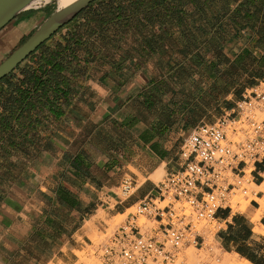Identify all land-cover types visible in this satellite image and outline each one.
Listing matches in <instances>:
<instances>
[{
	"label": "crops",
	"instance_id": "crops-1",
	"mask_svg": "<svg viewBox=\"0 0 264 264\" xmlns=\"http://www.w3.org/2000/svg\"><path fill=\"white\" fill-rule=\"evenodd\" d=\"M98 1L0 80V264H51L64 247L76 249L75 235L101 211L125 214L156 195L161 181L151 176L179 168L189 133L235 118L237 104L264 84L260 0H108L96 8ZM41 7L23 9L0 30V63L52 13ZM226 50L233 56L219 55ZM154 58L174 68L177 87L171 79L139 84ZM222 63L238 70L220 91ZM203 67L211 68L205 86ZM177 68L192 72L178 81ZM220 99L224 112L212 122ZM247 168L261 186L264 158ZM127 178L136 188L129 197L120 188ZM251 194L264 226V202L256 200L264 190ZM225 204L212 220L218 247L242 264H264L254 211Z\"/></svg>",
	"mask_w": 264,
	"mask_h": 264
},
{
	"label": "built area",
	"instance_id": "built-area-1",
	"mask_svg": "<svg viewBox=\"0 0 264 264\" xmlns=\"http://www.w3.org/2000/svg\"><path fill=\"white\" fill-rule=\"evenodd\" d=\"M237 107L235 118L221 116L189 133L179 168L164 177L156 195L132 206L136 211L99 244L101 264H173L184 244L205 247L200 223L212 222L233 192L248 194L252 179L244 168L264 158V91L246 96ZM120 188L126 197L136 189L129 178ZM219 261L214 257L211 264Z\"/></svg>",
	"mask_w": 264,
	"mask_h": 264
},
{
	"label": "rangeland",
	"instance_id": "rangeland-1",
	"mask_svg": "<svg viewBox=\"0 0 264 264\" xmlns=\"http://www.w3.org/2000/svg\"><path fill=\"white\" fill-rule=\"evenodd\" d=\"M108 0H100L96 4V8L98 6H102L104 3H106ZM93 2V1H92ZM42 9H45L47 11V15L51 12H53L57 6H56V1L52 0L50 2H43L40 4ZM152 6L151 8H153ZM89 11H87V15H89ZM225 40H228L226 38ZM231 41V40H230ZM233 45V44H231ZM262 52L258 51L257 54H261ZM219 55L221 56H230L232 57L233 55L231 54L230 50L222 51L219 52ZM223 59V58H222ZM225 60V59H223ZM153 65L151 64L150 68H146V70L143 72L142 75V81H139V84H150L153 82L152 80H156L157 84H163L166 82V80L171 79L173 76V67H169L165 65L166 61L165 59L162 61L160 59L154 58L152 60ZM224 68V76L220 79V91L225 88L226 81L228 78L226 77L227 73L233 72L238 70V68L233 67H226V63H222V66L220 70ZM188 72H185L184 68H177L178 71V81L184 80V78H187L186 75H190L189 71L192 68H187ZM196 69V68H194ZM211 70L210 67H203L199 70L198 80L200 83H203V86H205V81L206 85H208L209 80H208V75ZM228 70V71H227ZM238 76V74L236 73ZM151 79V81H149ZM140 80V78H139ZM238 80H241L240 84L244 81L241 77H239ZM171 82H174L173 80L170 81V83H166L168 86L170 85L171 88L173 86H178L176 83L173 84ZM199 85V84H198ZM193 89L194 86H193ZM192 90V89H191ZM258 91H264V84L258 89ZM240 99V98H239ZM239 99L232 97L231 101H238ZM226 100L220 99V113L217 116L213 117V121H215L219 116H221L224 112V102ZM209 123V122H208ZM164 179L163 176H161L159 179H156V181H162ZM260 189H263V187H257L254 185V183H251L249 185V192L247 195L242 194L240 191H235L231 194L229 203L233 207L234 211H242L241 206H244L248 203L251 204V200L254 198V196L251 194L252 191H258ZM120 192V190H119ZM47 206L51 207V205L46 204ZM237 205V206H236ZM239 205V206H238ZM240 208V209H239ZM52 210V209H51ZM53 211V210H52ZM50 212L53 214H57L58 212L53 211ZM136 208L132 207L127 210L125 214H117L115 216H109L105 212L101 211L99 213L94 221L92 228L86 232L83 229H81L77 234L75 235V240L76 243H78V246L76 247L75 250H68L66 247H64L58 254V257L54 259V261L51 264H101L99 259H98V254H97V249L99 247V244L102 243L108 236H110L114 230L118 227V225L126 219L127 215L130 212H135ZM247 211V210H246ZM45 211H42V214L45 215ZM259 213V212H258ZM63 217L66 218L65 213H62ZM141 220L143 221L144 218L141 217ZM199 227L202 229V233L206 237V243L204 248H200L198 246H195L194 244L191 243H186L182 248L178 251L176 260L173 264H211L214 257H218L220 261L218 264H242V261L238 259L237 256L234 254H228L224 252L222 249H220L216 243V241L213 239V232L217 228V224L215 222H201ZM264 232V230H263ZM44 247L50 249L52 246H47V244L44 245ZM61 247V246H60ZM64 255V256H62ZM95 256V257H94ZM237 258V259H236ZM229 261V262H228Z\"/></svg>",
	"mask_w": 264,
	"mask_h": 264
},
{
	"label": "water",
	"instance_id": "water-1",
	"mask_svg": "<svg viewBox=\"0 0 264 264\" xmlns=\"http://www.w3.org/2000/svg\"><path fill=\"white\" fill-rule=\"evenodd\" d=\"M31 1L32 0H0V30L19 12L28 8V4ZM92 1L94 0H77L64 9L59 10L56 8L23 44L16 48L0 63V80L9 75L42 43L49 39L63 25L71 21Z\"/></svg>",
	"mask_w": 264,
	"mask_h": 264
},
{
	"label": "bare ground",
	"instance_id": "bare-ground-1",
	"mask_svg": "<svg viewBox=\"0 0 264 264\" xmlns=\"http://www.w3.org/2000/svg\"><path fill=\"white\" fill-rule=\"evenodd\" d=\"M52 0H32L29 4H28V7L31 8V6L33 7H36L38 6L39 4L43 3V2H50ZM56 1V6L59 10L61 9H64L66 7H68L69 5H71L72 3L76 2L77 0H55ZM248 169V168H247ZM162 173H163V170L162 168L158 169L151 177L154 179H159L161 176H162ZM255 185V184H254ZM257 186V185H255ZM258 188L259 187H263V190H264V182L261 186H257ZM256 200H258L259 202H264V199H260V198H257ZM237 206V205H236ZM239 206V205H238ZM240 209V208H239ZM241 210L242 211H246V210H253L254 211V215L252 216V221H254L257 225H256V228L255 230L257 232H260V233H264L263 230H264V226L259 222L260 220V216H261V212L260 210H256L250 203L244 205V206H241ZM259 212V213H258ZM91 224L92 222H89L87 225H86V228H89L91 227ZM205 234V233H204ZM95 257V256H94ZM238 257V256H237ZM237 259V258H236ZM239 259V258H238ZM242 261V259H241ZM229 262V261H228ZM243 262V261H242ZM245 263H247L245 260H244ZM243 262V263H244ZM235 264V262H234Z\"/></svg>",
	"mask_w": 264,
	"mask_h": 264
},
{
	"label": "trees",
	"instance_id": "trees-1",
	"mask_svg": "<svg viewBox=\"0 0 264 264\" xmlns=\"http://www.w3.org/2000/svg\"><path fill=\"white\" fill-rule=\"evenodd\" d=\"M264 5V1L263 0H260V6L262 7ZM25 42V41H24ZM23 42V43H24Z\"/></svg>",
	"mask_w": 264,
	"mask_h": 264
}]
</instances>
